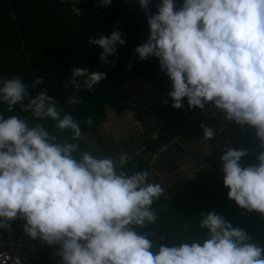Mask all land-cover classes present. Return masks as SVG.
Listing matches in <instances>:
<instances>
[{"label": "clouds", "instance_id": "clouds-1", "mask_svg": "<svg viewBox=\"0 0 264 264\" xmlns=\"http://www.w3.org/2000/svg\"><path fill=\"white\" fill-rule=\"evenodd\" d=\"M65 2L74 16L82 14L81 0H60ZM111 3L99 0L96 6ZM136 3L147 15L149 35L134 54L141 61L157 58L171 82V107L182 109L185 98L190 109L211 103L226 121L255 129L257 165L241 166L247 149L228 148L220 160L228 199L264 217V0H182L179 7L176 0H160L154 15L147 14L151 0ZM87 42L102 50L103 64H112L108 58L125 39L113 31L95 33ZM70 72L67 85L74 91L65 106L46 87L29 95L27 89L42 85L43 76L30 85L20 76L0 77V104L29 114H0V229L23 219L27 237L59 246L61 264H264V247L211 212L201 213L196 224L207 230L202 239L162 245L153 253L151 233L136 229L156 223L152 205L165 189L148 182V171L129 174L126 153L81 150L82 126L93 121L77 120L66 108L75 111L83 103L76 93L95 91L107 73L80 66ZM201 127L205 141L214 138L212 128Z\"/></svg>", "mask_w": 264, "mask_h": 264}, {"label": "trees", "instance_id": "trees-1", "mask_svg": "<svg viewBox=\"0 0 264 264\" xmlns=\"http://www.w3.org/2000/svg\"><path fill=\"white\" fill-rule=\"evenodd\" d=\"M98 3L99 0H81L78 7L82 14L77 17L72 14L71 4H61L60 0H0V77L20 76L30 85L36 77L43 76L42 85L27 89L29 95L46 87L50 95L57 97L60 106H65V101L74 91L67 85L71 68L80 66L90 72L105 71V81L97 85L93 92L76 93L83 103L75 106V111L70 107L66 110L77 120L90 117L93 121L90 127L82 126L85 139L80 143L81 150L91 151L93 155L109 156L96 130L104 122L106 109L121 114L135 107L132 96L124 89L127 81L139 77L158 83L157 72L164 79L165 75L160 71L157 58L141 61L134 54L136 47L145 43L149 35L147 15L136 0H128V3L125 0H112L106 9L98 8ZM159 3L160 0H151L147 14L154 15ZM176 3L179 7L182 0H176ZM113 31L122 33L125 44L117 48L115 56L108 58L114 63L103 64L99 60L102 50L89 45L87 41L95 33L109 36ZM0 114L5 118L29 115L18 107L8 112L4 104H0ZM186 117L179 112L172 120L161 124L157 138L147 143V150L165 144L169 138H178ZM45 124L50 128L52 122L46 121ZM235 126L241 132L242 140L229 148L247 149L248 155L240 162L242 167L257 165L261 147L255 131L245 125ZM60 135L63 138L69 133ZM89 137L94 147L89 145ZM178 150L182 153L181 149ZM225 150L201 156L198 160L206 164V168H196L193 177L178 190L175 197L159 198L152 205L158 217L156 223L136 230L141 234L151 233L148 239L153 241V253L162 245L173 247L181 242L202 239L207 235V230H199L196 224L200 222L201 213L210 212L220 215L233 227L243 229L251 237V243L264 247V217L258 212L239 208L227 197L228 189L223 185L220 160ZM194 159L197 157L193 156ZM143 165L140 155L132 166L127 163L126 168L131 174L141 171ZM185 223L189 224L188 230L184 229ZM11 224L20 232L25 221L17 218Z\"/></svg>", "mask_w": 264, "mask_h": 264}, {"label": "crops", "instance_id": "crops-1", "mask_svg": "<svg viewBox=\"0 0 264 264\" xmlns=\"http://www.w3.org/2000/svg\"><path fill=\"white\" fill-rule=\"evenodd\" d=\"M136 78H134V79H136ZM129 81H127V82H129ZM144 81H145V79H144ZM134 82L136 83V86L139 85V86L135 87V89L143 87L142 83H140V81L137 80V82L136 81H134ZM149 82H151V81H149ZM153 83L154 82H152V84ZM154 86H155V88H157V83H154ZM157 90H159V88H157ZM128 94H130V93H128ZM130 95L132 96V94H130ZM142 97H143V95H142ZM143 99H144V97L141 98L140 102L136 103V100H134V98H133L134 103H135V107L133 109L126 110L123 112V113H125L124 121L130 122L132 124V126H134L136 134L144 136L143 128L146 126H149L148 130H150V131L148 133V136H147V138L143 137L142 139H140L141 143H140L139 148L137 150L136 149L132 150L134 148L133 143H130L131 146H129V144L127 142H125V140L123 141V139L121 137L122 131H121L120 127H118V126H115L116 129H106L107 134L111 135V137H115V139H116L115 143L110 145V146L106 145L103 142V140L100 137V132L98 135L100 137L104 147L106 148L109 156L110 155H119V154H121L122 150H124V153H126L128 156V163H131V166L133 165V162H132L133 158L132 157L133 156L136 157L135 156L136 153L142 151V149L144 147H146L147 143L150 140H154L157 138L158 129L160 127L159 124L157 126L156 125L154 126L153 121L148 116H146L147 119L145 117H143V118L139 117L141 115V112H144V110L140 109L141 111L138 114L137 105H139ZM145 102H147V103L149 102V99L147 97H146ZM182 102L184 103L183 107L186 109L188 107V104L186 103V98ZM107 110H109V109H106V111ZM106 111H105V116H106ZM111 112H113V111H111ZM179 112H181V111H179ZM121 114H116V115H121ZM184 114L187 115V117L185 119L188 118V120L186 121L184 119L183 124L181 125V128H180V129H182L184 127L182 135H181L182 139L180 137H178V140L182 144L184 150L183 151L181 150L182 151V153H181L178 150L179 149L178 147H176L174 145H168L161 154L157 155V157L155 158L152 165H148V163H146L147 161L142 158L144 166L141 168V170L149 172L150 175H149L148 180L151 179L152 177L155 179L158 178L159 175L162 173L163 169L166 170L168 175H169V171L173 170V169L176 171V173L180 172V175L178 176L179 181H183V179H184L183 173H187L189 176L191 175L193 177V175L196 171V168H197V166L194 163L193 156L197 157V159H200L201 156L216 154L218 152H221L222 150L229 148L232 145L239 143L242 140V134L239 131V129L235 126V124L233 122H229V121H226L224 119V113L222 111H219L215 108H205V110L203 112H200L199 109L192 108V110L187 111ZM192 115H193V117L190 118ZM201 116H203V117L208 116L209 120L212 118L211 121H208L206 123L205 127H209V128L213 129V131L215 133L214 138L211 140L205 141L203 139V133L201 134V132L195 130V132H194L195 134L192 138L193 144H191V143L189 144V138H187L189 136L186 137V134H185L186 129L185 128L187 127L188 123H193L195 121V124H196L200 120L199 118ZM173 117L174 116L171 115L170 118H166V119L172 120ZM203 117H201V118H203ZM104 121H105V119H104ZM103 123H101V124H103ZM245 127L251 131H255L254 128H252L248 125H245ZM221 128H223V132H224V128L227 129L228 138L230 140L227 139L226 137H224L225 135H223ZM201 130H202V128L200 129V131ZM198 134H200V136ZM190 138H191V136H190ZM227 141L232 142V144H230V146H228L227 148L219 151L218 149H220L221 145ZM91 142L89 141V145L93 146ZM131 147H133V148H131ZM110 148L112 149L111 152H110ZM122 148H124V149H122ZM136 158H138V157H136ZM169 185L171 187V183ZM172 186H174V185H172ZM160 198H162V197H160ZM52 264H61V258L59 257Z\"/></svg>", "mask_w": 264, "mask_h": 264}, {"label": "rangeland", "instance_id": "rangeland-1", "mask_svg": "<svg viewBox=\"0 0 264 264\" xmlns=\"http://www.w3.org/2000/svg\"><path fill=\"white\" fill-rule=\"evenodd\" d=\"M140 81V83H142V88H136V83L134 81L137 82ZM139 83V82H138ZM144 84V85H143ZM153 87V88H152ZM124 88L125 90L132 94V97L134 98V100H136V103L140 102L141 98L144 97V99L142 100V102L137 105V112L139 114V112L141 111L140 109L144 110V112H141V115L139 116L140 118H143L146 116H148L149 118H151V120L154 123V126L156 125H161L162 123H165L166 121H168V119L166 118H170L171 115H176L178 113H176V111L171 107L172 105V101L171 99L168 98L167 93L169 91H171V82L168 80L167 77H165V83L164 85H159V83H157V88H159V90H157V88H155L154 83L152 84V82L149 81H144V79L142 78H136L133 80H130L129 82L124 84ZM138 89V90H137ZM154 94V95H153ZM143 95V97H142ZM146 97L149 99V102H145ZM185 102V101H184ZM187 103V100H186ZM184 105V103H183ZM192 110V108L190 109L189 106L185 109L184 107L182 109H180V111L184 114L187 111ZM144 113V114H143ZM124 117H125V113H122L121 115H116L114 112H111V110H107L106 111V116H105V121L103 124L99 125L97 127V133L99 135L100 132V137L103 140V142L110 146L112 144L115 143V137H111V135L107 134V130L106 129H116L115 126L120 127L121 131H122V139L123 141L125 140V142H127L129 144V146H131L130 143H133V148L134 149H138L139 145H140V139H142L143 137L147 138L148 133L150 130H148L149 126H146L143 128V132H144V136H141L139 134H136L134 126H132V124L130 122H126L124 121ZM203 117V116H201ZM199 118L200 120L195 124V121L193 123H188L186 129V137L189 138V144H193L192 143V138L194 136V132L195 130L201 132V134L203 133V129L200 131V129L202 128L201 125L206 126V123L208 121H211V119L209 120L208 116H204L203 118ZM147 119V118H146ZM192 121V120H191ZM220 122V121H219ZM183 129L179 130L178 133V137H180L182 139V132ZM221 131L223 132V128H221ZM225 132V133H224ZM224 132L223 135H225L224 137L228 138V132L227 129L224 128ZM143 134V133H142ZM200 136V134H198ZM191 136V138H190ZM185 137V138H186ZM130 138V139H129ZM127 139V140H126ZM88 143L89 141L91 142L92 139L87 138ZM230 140V139H229ZM92 145H94L93 141L91 142ZM230 144H232V142L227 141L225 143H223L220 147V149H218L219 151L222 149L227 148L228 146H230ZM124 149V148H122ZM112 151V149L110 148V152ZM121 153H124V150H122ZM133 154V153H132ZM131 154V155H132ZM132 162L136 159V157H132ZM147 163V162H146ZM144 166V165H143ZM180 175L179 173H176V171L170 170L169 171V175L166 172L165 169L162 170V173L159 175L158 178H151L148 180L149 183H159L161 184V186L165 189V194L162 195V199L164 198H170V197H175L177 195L178 190L184 185V183L188 182L192 176L188 175L187 173H183V181H179L178 176ZM171 183V187L170 184ZM174 185V186H172Z\"/></svg>", "mask_w": 264, "mask_h": 264}, {"label": "built area", "instance_id": "built-area-1", "mask_svg": "<svg viewBox=\"0 0 264 264\" xmlns=\"http://www.w3.org/2000/svg\"><path fill=\"white\" fill-rule=\"evenodd\" d=\"M157 78L159 85H164V76L157 72ZM206 108H214L211 103ZM179 113V110H176ZM203 110L199 109L200 112ZM174 116V114H173ZM193 115L190 117L192 118ZM186 121L188 120L185 119ZM168 145L177 146L182 151L183 146L179 142L177 137H172L167 140L165 144L159 145L153 150H147L146 147L142 151L136 153V157L142 155L148 165H152L157 155L161 154ZM194 163L198 170L206 168V164L200 162L198 159H194ZM59 246L42 243L40 240H32L26 236L21 230L17 232L15 227L10 222V227L7 230L0 229V264H52L59 256L57 255Z\"/></svg>", "mask_w": 264, "mask_h": 264}]
</instances>
